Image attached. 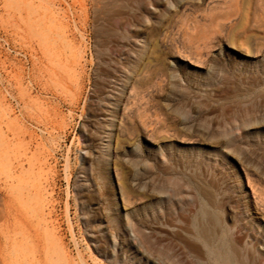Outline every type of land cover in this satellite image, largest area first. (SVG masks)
<instances>
[{
  "label": "rangeland",
  "instance_id": "obj_1",
  "mask_svg": "<svg viewBox=\"0 0 264 264\" xmlns=\"http://www.w3.org/2000/svg\"><path fill=\"white\" fill-rule=\"evenodd\" d=\"M262 214L264 0H0V264H264Z\"/></svg>",
  "mask_w": 264,
  "mask_h": 264
},
{
  "label": "bare ground",
  "instance_id": "obj_2",
  "mask_svg": "<svg viewBox=\"0 0 264 264\" xmlns=\"http://www.w3.org/2000/svg\"><path fill=\"white\" fill-rule=\"evenodd\" d=\"M222 28V26H221ZM222 31V30H221ZM135 83V82H134ZM134 86V85H133ZM129 88V86H128ZM127 89V88H126ZM130 90V88H129ZM131 93H128V91L126 93H124V96H123V99H122V102L123 101H126V99L128 98L129 99V95ZM127 99V100H128ZM126 106V105H124ZM123 107V106H122ZM227 134V133H226ZM153 138V137H152ZM116 139V137H115ZM121 140V138H120ZM116 141V140H115ZM183 142V141H182ZM118 151V146H117V143H115V146L113 148V153L116 155ZM119 153V151H118ZM114 155V156H115ZM113 156V155H112ZM203 185V184H202ZM202 189V188H201ZM204 189V188H203ZM204 192V191H203ZM124 192H122L123 194ZM254 193V191H253ZM255 194V193H254ZM213 195V194H212ZM123 196H125L123 194ZM182 197V196H181ZM125 198V197H124ZM209 198V197H208ZM254 199L255 201L256 198H255V195H254ZM126 200V199H125ZM123 201V206L126 205V201ZM127 204L128 201H127ZM127 206V205H126ZM213 206V205H212ZM204 207V206H203ZM126 208V207H125ZM264 215L262 214V217ZM205 220L204 222H202L201 220ZM219 222H220V219L219 217L212 211L208 210L206 207L205 208H202L201 211H200V220H199V224H198V231H199V236L200 238L202 239L203 242L206 243V245H208L207 247L209 246H212V242L214 241V237L215 235H217V230L219 226ZM220 233V232H219ZM218 236V235H217ZM13 247V246H12ZM211 248V247H210ZM217 250L216 252L212 249V252L211 254L214 255L215 259L217 260V264H233L232 263V260L230 258L231 254H232V251H233V248L232 247H228L227 245H225V243H222L220 245L217 246ZM211 250V249H210ZM236 252V251H234ZM234 258V257H233ZM238 260V259H237Z\"/></svg>",
  "mask_w": 264,
  "mask_h": 264
}]
</instances>
